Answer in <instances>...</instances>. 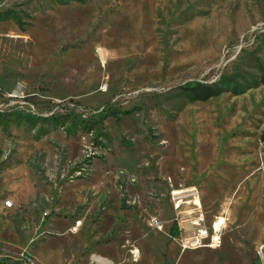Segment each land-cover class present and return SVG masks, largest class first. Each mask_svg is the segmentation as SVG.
<instances>
[{"label": "rangeland", "instance_id": "374dc122", "mask_svg": "<svg viewBox=\"0 0 264 264\" xmlns=\"http://www.w3.org/2000/svg\"><path fill=\"white\" fill-rule=\"evenodd\" d=\"M23 253L264 264V0H0V260Z\"/></svg>", "mask_w": 264, "mask_h": 264}, {"label": "built area", "instance_id": "2783aa9c", "mask_svg": "<svg viewBox=\"0 0 264 264\" xmlns=\"http://www.w3.org/2000/svg\"><path fill=\"white\" fill-rule=\"evenodd\" d=\"M201 235H195L193 237L187 238L184 243H182V246L184 248L187 247H193L196 248L198 246L203 245V238L207 234L206 230H202ZM19 264H38L33 257L29 253H23L21 262Z\"/></svg>", "mask_w": 264, "mask_h": 264}, {"label": "crops", "instance_id": "0c3cea01", "mask_svg": "<svg viewBox=\"0 0 264 264\" xmlns=\"http://www.w3.org/2000/svg\"><path fill=\"white\" fill-rule=\"evenodd\" d=\"M218 218L219 217H222V216H217ZM216 223H218V227H219V229L218 230H216ZM221 223H222V221H220V220H215L214 221V223H213V234H211V241H213V244H214V240H216L217 238L216 237H219V235H220V233L219 232H221V230H222V225H221ZM223 224V223H222ZM177 225H178V228H179V233L177 234V235H175V236H172L171 234H170V232L168 233L172 238H175V237H178V236H183V237H188V238H190V237H193V236H195V235H201V231L202 230H204V229H202V228H199V231L196 233L195 231L196 230H194L193 231V234H190L189 232H184V230H183V228L181 227V225H179L178 223H177ZM180 226V227H179ZM189 226H194V225H189ZM197 229H198V227H197ZM208 237V235L206 234L205 235V237L203 238V240L205 241L206 240V238ZM206 245V244H205ZM207 245H212V243L211 244H207ZM203 246V245H202ZM188 248H191V249H193V247H188Z\"/></svg>", "mask_w": 264, "mask_h": 264}, {"label": "trees", "instance_id": "16d2710c", "mask_svg": "<svg viewBox=\"0 0 264 264\" xmlns=\"http://www.w3.org/2000/svg\"><path fill=\"white\" fill-rule=\"evenodd\" d=\"M204 90H207V89L205 88V86L198 88V93H196L197 95L192 96V97H191V100H196V99H200V98H202V99L207 98L208 96H210V94H215V93H217L220 89H217V90H215V91H212V90L204 91ZM54 113H55V112H54ZM54 113H53V115H52L53 117L55 116ZM56 117H57V116H56ZM178 233H179V228H178L177 222L175 221V222L173 223L172 228H171L170 234H171L172 236H175V235H177ZM0 264H19V262H6V261H4V260H0Z\"/></svg>", "mask_w": 264, "mask_h": 264}, {"label": "bare ground", "instance_id": "6f19581e", "mask_svg": "<svg viewBox=\"0 0 264 264\" xmlns=\"http://www.w3.org/2000/svg\"><path fill=\"white\" fill-rule=\"evenodd\" d=\"M101 54H103L102 52H101ZM179 191V190H178ZM178 191H176V192H178ZM175 192V193H176ZM200 203V202H199ZM6 204L7 205H12V201L11 200H8V201H6ZM81 222H79L77 225H76V227L74 228L75 230H77V227H78V225L80 224ZM79 229V228H78ZM216 238H218V237H216ZM93 259L94 260H96V261H98V262H104V263H106V264H112V262L111 261H109L108 259H106L105 257H103V256H100V255H94L93 256Z\"/></svg>", "mask_w": 264, "mask_h": 264}]
</instances>
